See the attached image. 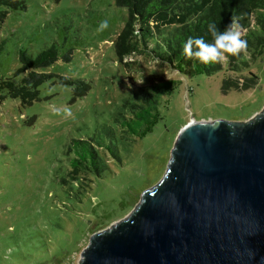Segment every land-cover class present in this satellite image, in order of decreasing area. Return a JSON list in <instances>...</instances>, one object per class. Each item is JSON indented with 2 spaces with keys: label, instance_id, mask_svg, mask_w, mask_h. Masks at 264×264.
Segmentation results:
<instances>
[{
  "label": "rangeland",
  "instance_id": "obj_1",
  "mask_svg": "<svg viewBox=\"0 0 264 264\" xmlns=\"http://www.w3.org/2000/svg\"><path fill=\"white\" fill-rule=\"evenodd\" d=\"M21 1L17 9L0 1V77L21 66L22 49L37 55L54 46L58 59L41 68L55 75L40 85L37 100L0 101V264H79L90 236L126 217L164 176L185 124L240 123L264 109V57L250 66L257 85L223 92L224 69L189 76L145 53L119 61L113 42L128 8L116 0ZM105 19L108 29L98 31ZM58 75L89 88L74 98L76 85ZM161 77L181 79L158 96L161 118L130 145L120 139V160L108 157V169L90 180L86 174L81 189L69 176L70 142L94 135L125 99L140 101L142 88Z\"/></svg>",
  "mask_w": 264,
  "mask_h": 264
},
{
  "label": "water",
  "instance_id": "obj_2",
  "mask_svg": "<svg viewBox=\"0 0 264 264\" xmlns=\"http://www.w3.org/2000/svg\"><path fill=\"white\" fill-rule=\"evenodd\" d=\"M79 264H264V109L185 124L164 176Z\"/></svg>",
  "mask_w": 264,
  "mask_h": 264
},
{
  "label": "trees",
  "instance_id": "obj_3",
  "mask_svg": "<svg viewBox=\"0 0 264 264\" xmlns=\"http://www.w3.org/2000/svg\"><path fill=\"white\" fill-rule=\"evenodd\" d=\"M17 9L25 7L21 0H0ZM128 8V17L113 42L119 61L135 53H145L161 63H167L182 74L211 75L225 70L222 91L248 89L257 85L258 75L250 69L258 58L264 57V0H116ZM6 11H1V19ZM237 17L245 31L248 56H231L223 64H203L189 59L183 45L189 37H203L212 42L209 23L223 31L231 17ZM58 59L54 46L42 48L37 55L22 49L21 66L12 74L0 77V101L6 96L20 98L22 104H31L39 98V87L55 74L41 70ZM128 64V63H126ZM59 80L75 84L74 98L89 88L86 81L58 75ZM181 79L161 77L142 88L140 101L125 99L110 115V122L101 123L94 135L73 139L67 149L72 178L81 189L88 185L84 176H101L108 169L110 159L121 158L120 139L130 145L137 137L151 131L161 118L158 96L170 93ZM109 121V120H108Z\"/></svg>",
  "mask_w": 264,
  "mask_h": 264
},
{
  "label": "clouds",
  "instance_id": "obj_4",
  "mask_svg": "<svg viewBox=\"0 0 264 264\" xmlns=\"http://www.w3.org/2000/svg\"><path fill=\"white\" fill-rule=\"evenodd\" d=\"M107 19L99 24L98 31L108 29ZM208 31L212 36V42H206L203 37H189L183 45V52L189 59H195L203 64H223L231 56H248V42L244 38L245 29L240 25L237 17L230 18V22L223 31L218 30L215 23H209ZM54 114L71 116L68 108H55Z\"/></svg>",
  "mask_w": 264,
  "mask_h": 264
}]
</instances>
